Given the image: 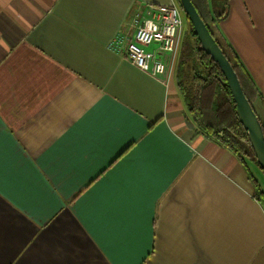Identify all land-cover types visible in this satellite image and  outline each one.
I'll list each match as a JSON object with an SVG mask.
<instances>
[{"label":"crops","instance_id":"0c3cea01","mask_svg":"<svg viewBox=\"0 0 264 264\" xmlns=\"http://www.w3.org/2000/svg\"><path fill=\"white\" fill-rule=\"evenodd\" d=\"M172 2L0 0V264H264L263 169L187 120L179 50L126 58ZM211 30L264 96V0Z\"/></svg>","mask_w":264,"mask_h":264},{"label":"trees","instance_id":"16d2710c","mask_svg":"<svg viewBox=\"0 0 264 264\" xmlns=\"http://www.w3.org/2000/svg\"><path fill=\"white\" fill-rule=\"evenodd\" d=\"M192 1L210 30L213 23L224 19L229 13V0ZM186 17L189 20L187 15ZM190 25L191 40L186 39L181 45L176 68L178 86L187 107V120L191 117L197 130L229 148L242 161L246 156L259 165L248 132L238 117L236 102L225 75L219 64L202 48L191 21ZM222 48L254 107L256 99L262 98L256 82L238 55L224 46ZM259 119L264 130V121L260 117ZM255 196L264 203V190L259 184Z\"/></svg>","mask_w":264,"mask_h":264},{"label":"built area","instance_id":"2783aa9c","mask_svg":"<svg viewBox=\"0 0 264 264\" xmlns=\"http://www.w3.org/2000/svg\"><path fill=\"white\" fill-rule=\"evenodd\" d=\"M183 18L177 3L154 5L152 14L135 28L128 41L126 58L139 68L154 75L168 70L164 54L178 50Z\"/></svg>","mask_w":264,"mask_h":264},{"label":"water","instance_id":"95a60500","mask_svg":"<svg viewBox=\"0 0 264 264\" xmlns=\"http://www.w3.org/2000/svg\"><path fill=\"white\" fill-rule=\"evenodd\" d=\"M180 3L193 25L194 33L200 40L202 48L206 51V53L212 56L224 73L227 84L236 102L238 117L248 132L259 165L264 168L263 126L253 105L244 93L239 77L231 61L225 54L217 38L201 17L193 1L180 0Z\"/></svg>","mask_w":264,"mask_h":264},{"label":"rangeland","instance_id":"374dc122","mask_svg":"<svg viewBox=\"0 0 264 264\" xmlns=\"http://www.w3.org/2000/svg\"><path fill=\"white\" fill-rule=\"evenodd\" d=\"M177 4L180 6L181 8V14H182V18H183V24H182V29H181V33H180V39H179V44H178V50H179V54H180V49H181V45L184 44V42H186V39L191 40V25H190V21L187 19L186 17V13L180 3V0H177ZM227 50H229L228 48H226ZM258 87V86H257ZM259 89V88H258ZM260 91V90H259ZM261 93V92H260ZM262 95V93H261ZM262 100L264 103V96L262 95V98H258L256 99V101L254 103H256L257 101ZM225 147V146H224ZM227 148V147H226ZM229 149V148H228ZM230 150V149H229ZM245 162H248V164H250V159L246 156L243 157ZM242 160V159H241ZM243 162V161H242ZM249 165H247L248 167Z\"/></svg>","mask_w":264,"mask_h":264}]
</instances>
